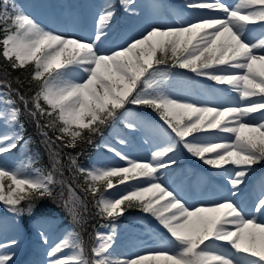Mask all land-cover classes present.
<instances>
[{"label":"snow or ice","instance_id":"6c2138e0","mask_svg":"<svg viewBox=\"0 0 264 264\" xmlns=\"http://www.w3.org/2000/svg\"><path fill=\"white\" fill-rule=\"evenodd\" d=\"M119 3L130 16L139 15L135 0ZM184 6L196 19L150 25L102 51L116 16L110 3L98 13L94 33L83 38L48 30L15 0H0V57L13 70L28 71L35 85L28 99L19 92L13 98L11 84L2 85L7 91L0 92V127L11 131L0 133V161L27 143L22 109L36 120L50 118L42 127L58 131L56 140L67 148L92 143L121 121L129 132L152 127L160 140L150 159L137 160L122 151L127 140L117 133L115 143L103 147L122 164L83 168L70 161L84 177L82 191L93 197L105 231L95 232L90 257L80 234L67 232L48 248V264H264V221L253 214L264 216V184L254 194L251 213L238 203L254 166L264 163V0H237L234 6L185 0ZM174 69L225 86L237 102L177 97L169 90L179 75ZM128 105L146 107L161 123L132 118ZM41 135L47 139L48 132ZM181 150L216 171L223 181L220 199L189 207L163 182L164 170L177 163ZM59 163L55 154L47 172L31 160L13 167L0 163V204L13 217L31 216L37 201L53 198ZM66 187L70 196L64 207L82 224L80 208L86 205L72 184ZM131 208L164 230L161 247L118 257V222ZM39 235L48 245L47 234ZM18 245L16 238L0 242V264H14Z\"/></svg>","mask_w":264,"mask_h":264},{"label":"rangeland","instance_id":"374dc122","mask_svg":"<svg viewBox=\"0 0 264 264\" xmlns=\"http://www.w3.org/2000/svg\"><path fill=\"white\" fill-rule=\"evenodd\" d=\"M113 1L119 4V0ZM223 2L234 6L237 0H223ZM15 3L48 30L61 35H77L87 38L95 31L98 13L106 3L112 4V0H15ZM184 4L185 0H135L134 7L139 15L130 18L122 17L121 13L115 10L116 16L106 39L101 45V50L109 51L123 44L128 38L139 36L150 25H171L178 20L187 21L196 19L193 10L187 9ZM186 74L189 76V80L186 83L174 84L171 81L169 90L177 97L198 102L207 101L220 105L237 102L235 94L222 90L225 86H219L206 79L197 78L194 74L187 71ZM0 92H6L1 88V84ZM127 110L132 118L147 122L149 125L157 126L161 123L155 113L146 107L128 105ZM256 115L258 116L259 114ZM36 126L40 131L41 126L39 125L38 127V124ZM5 131H11V129L0 127V133ZM117 133L124 136L127 140V144L122 147V151L137 160L150 159L151 148H156L160 143L152 127L141 126L135 131L129 132L123 127V121H121L115 129H104L103 135L100 136L96 153L89 159L90 167L93 164L123 163L113 158L103 147L105 142L114 144ZM46 141L51 143L45 142L48 144L47 152L49 151L47 154L48 164L40 169L45 172L51 171L55 154V159H58L60 162L58 165L59 172L56 174L58 183L54 189L56 201L61 202L64 207V200H67L70 196L66 185L72 184L75 194L86 205V210L84 207L80 208L83 218L90 212L95 215L93 199L89 200L81 187L76 183L77 179L73 174L74 169H72L70 164L73 158H62L59 151L61 144L58 142L54 143L48 138ZM117 147L120 146L117 145ZM140 154H143L144 157H140ZM176 160L177 163L173 167L164 170L162 179L170 189H173L182 200L186 201L189 207L213 203L221 198L223 181L214 169L204 165L201 161L191 157L183 150L177 155ZM22 162L24 163L21 154L14 153L5 156L3 161H0V163H4L7 167L17 166ZM262 184H264V163L254 166V170L248 176L246 184L243 186V190L238 198V203L246 212L251 213L255 199L254 194L260 191ZM192 186H194V190H191ZM103 191L104 187L101 186V192ZM112 191L115 192V189ZM194 193H197L199 197L194 195ZM38 210L39 207L35 203L31 216L24 215L17 218L13 217L0 204V242L12 238L19 240L18 247L14 249V264H48L46 256L48 248L57 243L64 234L75 230L73 225H62L60 223L64 213L63 210L68 212L65 207L61 210L56 209L51 211L49 216L38 215ZM131 211L133 213L136 212L137 217L135 219L127 221L125 220L126 215H124L118 222L117 240L114 249V255L118 257L134 256L145 250L161 247L159 241L164 235V230H161L162 228L159 225H156L158 230H153V227L149 224L150 220H152L150 216L141 211L137 212L138 209L136 208H131ZM253 214L257 216L258 220L264 221V216L258 213ZM41 231L47 234L49 238L48 245L42 243L39 235ZM96 231H105V229L101 228L100 225L92 228L91 234L93 238L91 247L94 244ZM151 233L155 235L151 238H143L144 236H152Z\"/></svg>","mask_w":264,"mask_h":264},{"label":"trees","instance_id":"16d2710c","mask_svg":"<svg viewBox=\"0 0 264 264\" xmlns=\"http://www.w3.org/2000/svg\"><path fill=\"white\" fill-rule=\"evenodd\" d=\"M112 6L114 7V5ZM125 15H128V13L125 12ZM0 35H2V33H0ZM173 71L179 73V75L173 76L171 80L174 84L177 83L183 84L187 81L186 76L183 75L181 72L176 70ZM5 83L11 84L13 98H15V93L19 92L26 99H28L33 95L35 90L34 83H30L29 81L28 71L13 70L9 66V64L2 57H0V84H1V88L4 91H7V89L2 86ZM17 104L19 106V101L17 102ZM47 119L50 118H43L39 120L32 119V117L28 115L27 112H24L22 109L21 112V124L23 125L22 135L24 136V139L25 141H27V143L26 144L21 143V145L12 153L21 154L24 163H27L29 160H31L32 166L35 168L45 167L48 164L47 154L49 151L47 152V148H48V144L51 143H49V141H46V138L42 136L41 133L43 131H47L48 139L52 140L54 143L58 142L61 144L59 151L62 158L64 157L70 159L73 158L76 160L77 165L79 167L89 168L90 165L88 159L95 153L101 135L95 136L92 140V143L78 142L75 148H67L63 146V143L61 141L56 140V136L59 135L58 131L52 130L50 128L42 127L46 123ZM37 124L41 126L40 131L37 129L36 126ZM65 139H67V137H65ZM45 142H48V144ZM73 174L77 179L76 183L82 189V186L84 185V177L80 176L74 171ZM87 197L89 198V200L93 199L91 195H88ZM36 204L39 207L38 215L49 216L51 214V211L53 210L64 209L61 202L56 201V192H54L53 198H46L37 201ZM63 212L64 213L62 215V219L60 223L62 225H66V224L73 225L75 231L80 234L85 250L88 252V255L90 257L91 256L90 250H91L92 238H93L91 234V230L92 228H96L98 225H100L101 220L99 219V217L96 216V214L94 215L93 213L90 212L88 215H86V217L84 218V222L82 224H75L73 223L72 219H70L69 213L64 210ZM125 215H126L125 220L127 221L133 220L136 217V215H134L131 209H128Z\"/></svg>","mask_w":264,"mask_h":264},{"label":"bare ground","instance_id":"6f19581e","mask_svg":"<svg viewBox=\"0 0 264 264\" xmlns=\"http://www.w3.org/2000/svg\"><path fill=\"white\" fill-rule=\"evenodd\" d=\"M87 21V20H86ZM117 45V44H116ZM114 46V45H113ZM153 150H155V148H151V151H153ZM140 157H144V155L142 154H140ZM196 188H197V186H196ZM191 190H194V186H192V188H191ZM194 195H196V196H198L199 197V195L197 194V193H194ZM215 195V194H214ZM149 224L153 227L152 229L153 230H158L157 228H156V225H158L153 219L152 220H150V222H149ZM161 230H163V229H161ZM151 235L152 236H144L143 238H151V237H153L155 234L154 233H151ZM148 245H151V244H148ZM148 247V246H147ZM149 247H151V246H149Z\"/></svg>","mask_w":264,"mask_h":264}]
</instances>
